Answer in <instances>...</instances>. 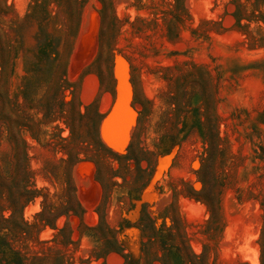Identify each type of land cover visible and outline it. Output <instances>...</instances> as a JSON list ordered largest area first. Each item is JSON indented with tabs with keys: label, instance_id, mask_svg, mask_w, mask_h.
Segmentation results:
<instances>
[{
	"label": "rangeland",
	"instance_id": "374dc122",
	"mask_svg": "<svg viewBox=\"0 0 264 264\" xmlns=\"http://www.w3.org/2000/svg\"><path fill=\"white\" fill-rule=\"evenodd\" d=\"M0 264H264V0H0Z\"/></svg>",
	"mask_w": 264,
	"mask_h": 264
},
{
	"label": "bare ground",
	"instance_id": "6f19581e",
	"mask_svg": "<svg viewBox=\"0 0 264 264\" xmlns=\"http://www.w3.org/2000/svg\"><path fill=\"white\" fill-rule=\"evenodd\" d=\"M78 49V48H77ZM128 96V95H127ZM116 146H117V144H116ZM112 147V146H111ZM85 188V187H84ZM95 194V193H94Z\"/></svg>",
	"mask_w": 264,
	"mask_h": 264
}]
</instances>
